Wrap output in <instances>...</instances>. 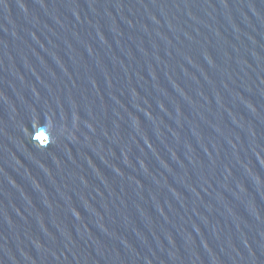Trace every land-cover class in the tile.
Returning a JSON list of instances; mask_svg holds the SVG:
<instances>
[{"label":"water","instance_id":"1","mask_svg":"<svg viewBox=\"0 0 264 264\" xmlns=\"http://www.w3.org/2000/svg\"><path fill=\"white\" fill-rule=\"evenodd\" d=\"M0 264H264V0H0Z\"/></svg>","mask_w":264,"mask_h":264}]
</instances>
